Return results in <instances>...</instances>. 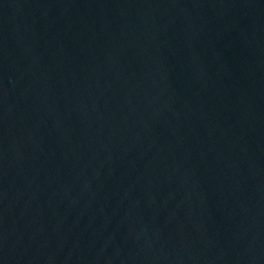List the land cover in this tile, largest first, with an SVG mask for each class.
<instances>
[{"label":"water","instance_id":"water-1","mask_svg":"<svg viewBox=\"0 0 264 264\" xmlns=\"http://www.w3.org/2000/svg\"><path fill=\"white\" fill-rule=\"evenodd\" d=\"M0 264H264V0H0Z\"/></svg>","mask_w":264,"mask_h":264}]
</instances>
